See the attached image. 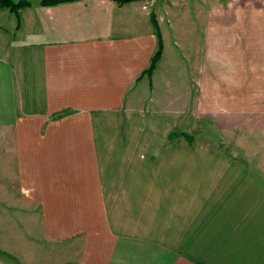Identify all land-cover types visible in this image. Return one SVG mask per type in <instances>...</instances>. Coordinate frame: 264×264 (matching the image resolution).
Masks as SVG:
<instances>
[{
  "label": "crops",
  "instance_id": "1",
  "mask_svg": "<svg viewBox=\"0 0 264 264\" xmlns=\"http://www.w3.org/2000/svg\"><path fill=\"white\" fill-rule=\"evenodd\" d=\"M29 1L19 28L0 8V158H16L12 176L25 201L17 226L36 225L61 245L77 235L76 261L60 264H264L263 174L208 149L195 158L204 145H170L165 158L155 154L161 144L143 146L126 159L100 146L105 121L126 109L137 84L150 82L138 80L157 47L144 2ZM234 3L236 12L264 7ZM262 23L252 15L225 21L245 32L217 33L218 55L233 68L211 69L207 58L208 84L264 88V40L253 26ZM256 113L217 120L237 130L236 121Z\"/></svg>",
  "mask_w": 264,
  "mask_h": 264
},
{
  "label": "rangeland",
  "instance_id": "2",
  "mask_svg": "<svg viewBox=\"0 0 264 264\" xmlns=\"http://www.w3.org/2000/svg\"><path fill=\"white\" fill-rule=\"evenodd\" d=\"M31 1L35 4L39 2ZM132 1H139L140 4L144 2V8L161 18L160 28L164 31L162 35L166 41V51L163 52L164 58L156 73V87H149L148 82L146 86L137 84L131 90L126 109L118 114L115 112L116 118L114 116L103 124L108 129L104 130L106 134L97 136L100 146L105 145L113 153V149L118 150L113 154L114 159H126L132 153L131 150L143 146L161 144L160 151L155 154H161L165 158L173 153V145H177L178 149H181L180 144L192 147L204 145L207 148L204 147L203 152H193L195 158H199L208 149L211 158L215 159L220 155V158L239 160L243 165H249L264 175V88H234L229 81L214 84L217 81L213 80L208 84L205 69L203 73L207 58H210L208 65L211 69L212 66L215 69L233 68L225 57L218 55L217 33L243 34L246 26L228 25L224 24L225 21L230 17L245 19L251 15L264 21V7H239L240 11L236 12L233 10L238 8H231L238 7L233 4L235 0ZM8 13L10 17H16L15 14ZM2 23L9 25L5 20ZM253 26L257 28L254 36L259 35L264 40V23ZM242 40H237L236 44H240ZM222 50L226 54L229 51L226 48ZM242 66L243 64L238 69ZM212 73L211 71V77ZM229 96L233 98L230 99ZM233 111L239 113L237 116L257 113L256 117L243 116L236 121L237 130L222 127V120L217 119L224 116H232L233 119ZM171 127L172 131L169 133ZM1 154L0 264H60L62 260L76 261L77 235L66 239L61 245L51 235L42 233L41 228L36 225L28 226L27 230L25 226H21V229L17 226L20 217L17 210L25 201L17 197L16 192L21 190L20 184L15 180L18 181V178L12 176V173L16 175L17 172L16 158L10 153ZM146 155L152 158L154 152H146ZM26 239L37 245H17L19 241Z\"/></svg>",
  "mask_w": 264,
  "mask_h": 264
},
{
  "label": "trees",
  "instance_id": "3",
  "mask_svg": "<svg viewBox=\"0 0 264 264\" xmlns=\"http://www.w3.org/2000/svg\"><path fill=\"white\" fill-rule=\"evenodd\" d=\"M76 0H41L42 5H56L62 2H70ZM120 3L132 1V0H115ZM31 6V2L29 0H0V8L1 9H8L9 11L13 12L17 17V27L19 28L22 23V18L20 14V10L26 7ZM150 21L153 26L154 32L157 36V49L155 50L154 54L151 57L149 66L142 72L139 76L138 80L142 79L143 77H147L150 81V87L152 88V78L154 71L157 68V65L161 58L163 57L164 52V40L162 31L159 25V21L157 18L156 13L150 12Z\"/></svg>",
  "mask_w": 264,
  "mask_h": 264
}]
</instances>
